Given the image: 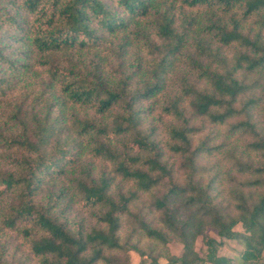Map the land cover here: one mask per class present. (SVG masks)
<instances>
[{"label": "trees", "instance_id": "trees-1", "mask_svg": "<svg viewBox=\"0 0 264 264\" xmlns=\"http://www.w3.org/2000/svg\"><path fill=\"white\" fill-rule=\"evenodd\" d=\"M261 29L264 0H0V230L19 235L39 264H130L129 251L138 264H159L142 237L164 245L168 234L183 246L180 256L165 255L169 264H234L217 254L222 240L242 244L235 264H264V164L221 152L245 177L240 187L258 192L235 191L236 216L225 212L213 200L215 177L202 183L197 166L221 145L194 141L190 123L204 117L227 137L248 136L247 153L264 150L253 117L259 98L250 94L264 76ZM223 48L232 49L229 59ZM180 64L196 82L175 77ZM240 72L257 78L246 84ZM158 105L171 119L164 144L153 125L142 129ZM164 148L181 158L182 178ZM84 153L109 163L112 175H93ZM116 177L130 186L113 188ZM142 193L160 224L137 215L121 235ZM73 203L91 209L95 225L70 221ZM180 207L193 213L181 218ZM202 224L219 240L204 235L200 258L193 238ZM0 264L22 263L0 243Z\"/></svg>", "mask_w": 264, "mask_h": 264}, {"label": "rangeland", "instance_id": "rangeland-1", "mask_svg": "<svg viewBox=\"0 0 264 264\" xmlns=\"http://www.w3.org/2000/svg\"><path fill=\"white\" fill-rule=\"evenodd\" d=\"M256 28V29H255ZM257 30V27H254ZM261 35L264 36V29L260 30ZM223 56L229 59L232 54L231 48H223L221 51ZM145 60L149 59L147 55H143ZM203 60V59H202ZM175 77L184 75L190 81L196 82L194 75L187 70L184 64H180L177 69L174 70ZM174 75H171V82H175L176 78ZM237 77L242 79L246 84H252L256 78L257 73H247L240 72ZM19 85H21L19 83ZM264 76H262L259 80L258 85H255L253 88L251 87L250 94L258 99V107L253 109V117L255 120H258V127L262 129L264 133ZM198 87H202L203 84L201 82L197 83ZM18 86L16 88V92H12V95L16 98L19 97ZM161 100H160V103ZM186 112L189 113L188 103L184 102ZM263 110V111H262ZM80 116H84L85 112L91 115V111L86 110H76ZM159 105L153 110L149 115L144 119L142 129L145 130L153 125L155 127V140H160L163 144L167 142V135L165 133V125L169 124L171 119L168 116L162 115ZM191 125H193L197 132L194 135V141L197 139H201L205 136L211 137L212 144H219L220 153H216L213 156H205L202 155L197 160V166L202 171L198 174V179L205 183L210 178L215 177V181L213 183L214 189L212 190V196L215 203H217L220 208L224 209L225 212L230 213L233 216H236V209L234 207V200L232 194L239 189L240 184L244 180V176L242 174L236 172L233 169L229 168V164L223 159L222 153L233 152L235 155H241L244 159L250 160L252 162L261 161L264 164V150L261 152H253L247 153L245 151L244 145L250 141L248 136H232L227 137L225 134V126H215L208 121V119L199 116H192L190 120ZM199 138V139H198ZM162 158L168 164L172 165L174 170V176L177 178H182L183 168L180 167L181 158L178 155H175L170 152L167 148L162 150ZM84 165H87L93 175H97L100 172H104L107 175H112V166L96 157H92L89 153H84L81 157ZM62 182V179L57 180L55 184V188L57 189ZM130 186L128 182H124L120 177H116L113 183V188L116 187L126 189ZM242 191L245 194H252L253 197L257 195V191L251 188H244ZM67 198H71L74 202H76L74 197L72 196V191L70 190L67 194ZM151 196L147 193L140 194L138 200L131 206L132 215L127 216L123 219L121 224L120 234L123 235L129 228V224L136 225V218L134 216H146L145 219L150 222L152 226H158L160 224V216L161 211L155 210L150 206ZM174 205H180L182 202L180 199H175L172 201ZM74 204V203H73ZM181 218L185 217L188 213H193L192 210L185 209L180 207ZM93 211L87 208H81L77 203L73 205L72 210L69 212L68 219L70 221L83 219L84 227L95 225V220L92 216ZM198 221V219H196ZM234 229L236 231H242L240 224H237ZM199 233H196L193 238V246L194 252L198 257L202 258L205 245L203 243V236L207 235L215 240H219L216 236L215 231L210 227H204L203 224L198 229ZM167 242L162 245L159 243H149V240H146L142 237V243H148L151 247L154 248L156 254H160L157 258L159 264H169L165 255H173L180 256L182 254L183 246L180 240L176 235L168 234ZM222 243L219 245L217 249V254L232 258L234 260V264L237 263L240 252L243 250V246L240 242L236 240H222ZM0 243L4 248L5 255L8 259L16 261L22 264H39L38 258L34 257L33 254L30 253L27 245L24 243L22 238L13 232H2L0 230ZM129 261L130 264H138L140 261L139 255L135 251H129ZM236 260V261H235ZM148 261V260H147ZM196 264H206L202 262H197Z\"/></svg>", "mask_w": 264, "mask_h": 264}]
</instances>
